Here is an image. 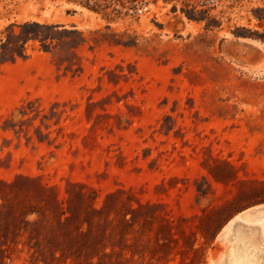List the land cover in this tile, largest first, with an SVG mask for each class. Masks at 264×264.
<instances>
[{
    "label": "rangeland",
    "instance_id": "rangeland-1",
    "mask_svg": "<svg viewBox=\"0 0 264 264\" xmlns=\"http://www.w3.org/2000/svg\"><path fill=\"white\" fill-rule=\"evenodd\" d=\"M146 2L0 0V262L223 264L264 228V0Z\"/></svg>",
    "mask_w": 264,
    "mask_h": 264
},
{
    "label": "bare ground",
    "instance_id": "bare-ground-1",
    "mask_svg": "<svg viewBox=\"0 0 264 264\" xmlns=\"http://www.w3.org/2000/svg\"><path fill=\"white\" fill-rule=\"evenodd\" d=\"M244 218L235 219L227 230L230 245L223 264H264V228Z\"/></svg>",
    "mask_w": 264,
    "mask_h": 264
},
{
    "label": "trees",
    "instance_id": "trees-1",
    "mask_svg": "<svg viewBox=\"0 0 264 264\" xmlns=\"http://www.w3.org/2000/svg\"><path fill=\"white\" fill-rule=\"evenodd\" d=\"M147 2L146 0H131V4H132V9L136 10L137 7L139 5H145ZM98 6V5H97ZM90 9H92L93 11L95 12H98L99 11V7H90ZM259 21H263L264 18H261L259 16L256 17ZM213 25L211 24H207V27L208 28H211ZM28 27H41L38 23H33V24H25L24 26H21V28H28ZM13 36L14 37H20L21 39H23L25 42L24 43H27L29 40H39V41H46V40H49V38H46L44 35H42L41 33H32V32H27V33H24V32H21L19 34H16L15 32H13ZM251 39L255 40V41H258V42H261L264 44V32L263 33H259V32H256V33H251L250 35H248ZM20 56H24V53L23 51L21 52V55ZM14 59H16L15 55H14ZM7 244L6 243H2L0 245V252H3V253H6L10 247H7L5 249V246ZM7 258V256L4 257V259ZM0 264H4V262H0Z\"/></svg>",
    "mask_w": 264,
    "mask_h": 264
}]
</instances>
